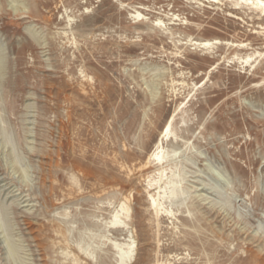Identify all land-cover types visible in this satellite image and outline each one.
<instances>
[{"label":"rangeland","instance_id":"rangeland-1","mask_svg":"<svg viewBox=\"0 0 264 264\" xmlns=\"http://www.w3.org/2000/svg\"><path fill=\"white\" fill-rule=\"evenodd\" d=\"M253 1L0 0V264H264Z\"/></svg>","mask_w":264,"mask_h":264},{"label":"bare ground","instance_id":"bare-ground-1","mask_svg":"<svg viewBox=\"0 0 264 264\" xmlns=\"http://www.w3.org/2000/svg\"><path fill=\"white\" fill-rule=\"evenodd\" d=\"M215 1V0H214ZM243 1V0H242ZM248 5H250L251 3L247 2ZM252 4H256V10H258L261 15L264 16V0H255L253 1ZM141 15H139L137 18L135 19H138L139 21H143L142 19H140ZM154 26L156 27H161V21H157L154 23ZM215 44V42L213 41H206L204 42L202 45L206 48L210 47L211 45ZM248 61V60H247ZM170 133V129L167 128L165 129L162 133H161V140L158 142L157 146H156V150L154 153H152L149 157V161L147 164H150V163H154L155 165H158L159 167L163 165V160H164V157H163V149L161 148V144L167 139L168 135ZM152 197V196H151ZM152 201V205L155 207H157V204L154 202V199L151 200ZM121 212H128V209L125 207V205H122L121 206ZM119 218H120V215L119 213H117V215L115 216V219L113 220V227L115 228H122V222L119 221ZM129 247V252H127L126 256H122L121 257V264H129L131 263L132 261V247L128 246ZM134 250V249H133Z\"/></svg>","mask_w":264,"mask_h":264}]
</instances>
